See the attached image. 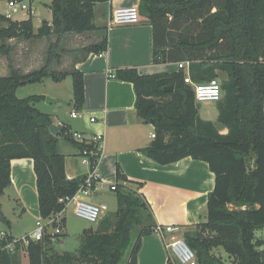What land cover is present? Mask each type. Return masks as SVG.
Segmentation results:
<instances>
[{
  "label": "trees",
  "instance_id": "16d2710c",
  "mask_svg": "<svg viewBox=\"0 0 264 264\" xmlns=\"http://www.w3.org/2000/svg\"><path fill=\"white\" fill-rule=\"evenodd\" d=\"M109 1L51 0L52 21L43 20L37 31L32 17L13 20L0 14V54L9 61V74L0 75V221L9 227L2 196L12 184L13 159H33L39 211L45 221L66 210V199L85 180L84 175L67 176V155L59 151V142L85 145L73 138L68 125H61L58 135L50 132L52 115L36 106L45 95L19 97L17 90L71 75L73 109L80 111L85 104L83 72L57 71L55 65L62 63L63 54L75 52L65 48L66 36L97 29L95 7ZM138 7L140 16L153 26L155 64L190 61L196 82L225 74L217 120L228 128L227 133L200 116L183 70L141 74L137 68H123L115 75L134 84L137 113L155 127L156 137L141 149L148 158L167 165L192 157L207 162L215 174L203 219L185 231L184 239L198 264H264V238L256 233L264 229V0H141ZM42 37L49 40L45 63L21 72L12 57L14 46L7 40ZM107 48L103 36L83 50L101 53ZM172 84L174 90L165 92ZM126 181L118 166L114 191L118 208L108 211L96 230L84 229L77 252L55 249L54 242L65 231L50 233L47 228L42 240H30L28 245L5 232L0 237V264H21L17 253L21 248L30 264H137L141 239L155 232L157 224L140 185L128 186ZM66 225L62 217L49 226L63 230Z\"/></svg>",
  "mask_w": 264,
  "mask_h": 264
},
{
  "label": "crops",
  "instance_id": "0c3cea01",
  "mask_svg": "<svg viewBox=\"0 0 264 264\" xmlns=\"http://www.w3.org/2000/svg\"><path fill=\"white\" fill-rule=\"evenodd\" d=\"M140 1L110 0L107 3L98 4L95 7L97 29L81 34H68L64 41L65 48L75 52L63 54L62 63L56 64L55 69L57 71L79 69L84 74L85 104L80 110L84 117L74 118L76 123L74 125L70 123L68 126L72 131L82 132L87 138L94 135L103 136V149L97 164L101 182L97 187L96 195L91 199L103 202L99 200V196L110 190L111 184L117 183V167L119 166L127 177L125 185H140L139 192L150 204L156 224L177 227L174 232H165L164 235L153 232L143 236L137 264H173L167 243L174 237L184 238L185 231L203 219L208 195L215 187V174L210 170L209 164L202 160L186 157L177 163L162 165L148 158L141 151L154 139L155 127L145 123L137 113V94L134 84L117 78L116 72L123 68H137L141 74L174 72L178 70V62L159 64L153 62L154 31L147 18L141 17L138 24L109 26L110 17L115 8L138 6ZM45 3V10L36 5L33 9L35 13L38 9L51 13L40 20L41 25L45 19L52 21V11L49 7L51 0ZM32 15L34 28L37 31L41 25H35L36 15L33 13ZM103 36L108 39V48L104 56L100 57L99 53L83 50L84 47L100 41ZM46 40L48 39L45 37L35 39L42 45ZM29 42L26 41L27 44ZM34 46L31 45L29 53H26L28 63H37L32 58V54L38 50ZM43 64V60L39 61L34 69H39ZM54 99L57 101V98ZM74 107V99H72L70 116ZM51 115L54 124L67 125L53 114ZM92 116L96 117L95 122H91ZM213 122L220 132H228V128L220 124L218 120ZM59 151L67 155L66 173L69 178L84 175L87 172L88 168L80 162L79 148L76 145L68 141H60ZM11 179L12 184L2 196L3 210L7 202L12 206L14 203L20 205V219H33L37 222L38 228L46 221L39 211L37 177L33 159H13ZM78 198L87 197L79 194ZM10 221L13 229V222L11 219ZM2 232L11 233L17 238L8 229L0 228V235ZM33 233L26 232V235ZM260 236L264 238L263 234Z\"/></svg>",
  "mask_w": 264,
  "mask_h": 264
},
{
  "label": "rangeland",
  "instance_id": "374dc122",
  "mask_svg": "<svg viewBox=\"0 0 264 264\" xmlns=\"http://www.w3.org/2000/svg\"><path fill=\"white\" fill-rule=\"evenodd\" d=\"M49 0H34V3L32 4V9H34V6H38L39 8L45 10L46 3ZM8 9L7 6V0H0V14H5V11ZM32 9L31 11L27 12H20L15 13L14 19L21 20L26 19L28 17H32L34 20V16L32 15ZM34 15H36L35 19V25L40 26L41 21L43 17H48L50 12H43L42 10L38 9L35 12H33ZM13 19V18H11ZM13 19V20H14ZM40 21V22H39ZM6 25V23H4ZM41 27V26H40ZM37 39V38H35ZM35 39H8L7 43L14 46V51L12 53V57L14 60V63L17 68L21 70V72L25 73V71H32L35 70V65L38 64L39 61H44L46 59V53L49 46V40H46L44 42V46L41 43H38L35 41ZM55 40L56 38H52ZM26 41H30L28 44ZM47 42V45H46ZM31 45H35L38 50L34 52L33 55V61L36 60L37 63H28V60L26 59L29 53V47ZM26 66L24 67V65ZM30 64V65H28ZM34 65V66H33ZM22 67V68H21ZM3 74H9V61L8 59L0 54V75ZM4 76V75H3ZM225 78V74L220 73V76L217 77L219 82H222V80ZM60 83H57L52 78H46L42 82H36V83H30L27 85H24L20 87L17 90V95L19 97H27L29 95L34 94H45L46 98L45 100H42L36 104V106L44 111L48 112L50 114H53L57 119L62 121L63 123L73 124L76 123V120L70 116V102H72V99H74V93H73V78L71 75H68L65 79L59 81ZM48 98H51L53 101H48ZM57 98V101L54 99ZM56 102H55V101ZM198 102V101H197ZM199 104V114L200 116L205 120H211V121H217V115H218V106L217 102L215 101H201L198 102ZM57 112V113H56ZM64 141V140H61ZM99 200H102L105 202L110 212H115L118 208L117 198L116 194L112 190H107L103 195L99 196ZM75 203L71 202L68 204L65 211H63L62 217H66L67 219V225L66 228H63V231H65V235L61 237V239L58 240V242H54L55 249L62 253L65 251L70 252H77L82 244V234L84 232L85 228L93 227L94 230L98 228L99 222L94 223L87 221L81 217H78L75 214L74 211ZM5 213L7 216L12 220V224L14 228L12 229L11 226L9 227L7 224L0 221V228L1 229H8V231L13 232V234L17 238H22L23 236H26V232H34L37 228V222L33 219H20L19 216L21 214V206L16 205L15 203L13 206L11 203H5ZM57 219V216L55 217ZM45 223V222H43ZM12 229V230H11ZM49 230L52 231V227L49 226ZM257 235H264V229L258 230ZM18 255L21 257V264H30L29 257L26 254V252L21 248L17 250ZM128 259V254L125 256V260Z\"/></svg>",
  "mask_w": 264,
  "mask_h": 264
},
{
  "label": "built area",
  "instance_id": "2783aa9c",
  "mask_svg": "<svg viewBox=\"0 0 264 264\" xmlns=\"http://www.w3.org/2000/svg\"><path fill=\"white\" fill-rule=\"evenodd\" d=\"M34 0H7L8 9L5 11V14L9 18H14L15 13L20 12H29L32 9V4ZM32 9V13H33ZM140 11L138 6H125L118 7L112 11L109 26L114 25H131L138 24L140 22ZM99 56H104V52L99 53ZM178 70H183L185 72V82L190 84L195 92L196 100L201 101H215L218 102L223 97V90L221 82L217 78L212 79L207 82H196L191 78L190 74V61H179L177 63ZM72 118H83V112L73 109L71 112ZM91 122L96 121V117H90ZM73 138L76 141L83 143L85 146L79 148L80 162L82 165L88 168L87 172L84 174L85 180L77 193L73 197H68L66 199V204L75 203V214L78 217H81L87 221L98 223L102 217L109 211V207L105 202H99L92 200L91 198L96 195L98 190V185L101 182L100 174L97 171V164L103 149V136L94 135L92 137H85L82 132L72 131ZM156 137V134L153 133V138ZM117 183L110 185V190L115 191ZM82 194L87 198H78V195ZM63 212L57 215V219L54 217L49 221L41 224L33 234L28 238L24 236L23 243L28 245L30 240L38 241L42 240L44 233L48 228L50 233H61L63 230L61 227L52 228V231L49 230V225L56 220L59 222L61 220V215ZM177 229L175 225H166L161 226L157 225L156 231L161 234L165 232L171 233ZM5 232H2L0 237H4ZM169 251L171 253V261L173 264H198L197 256L195 251L187 244L184 238H172V240L167 243ZM8 247L11 249L13 245L9 244Z\"/></svg>",
  "mask_w": 264,
  "mask_h": 264
},
{
  "label": "water",
  "instance_id": "95a60500",
  "mask_svg": "<svg viewBox=\"0 0 264 264\" xmlns=\"http://www.w3.org/2000/svg\"><path fill=\"white\" fill-rule=\"evenodd\" d=\"M174 90V85H169L167 87L164 88V91L165 92H172ZM48 101H53L51 98H48ZM49 130L52 134L54 135H58L60 132H61V127L56 125V124H52L50 127H49Z\"/></svg>",
  "mask_w": 264,
  "mask_h": 264
}]
</instances>
